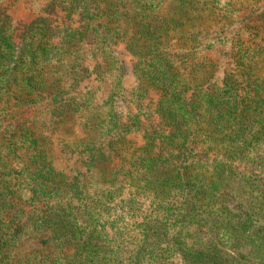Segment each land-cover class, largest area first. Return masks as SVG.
Returning a JSON list of instances; mask_svg holds the SVG:
<instances>
[{
    "label": "trees",
    "instance_id": "1",
    "mask_svg": "<svg viewBox=\"0 0 264 264\" xmlns=\"http://www.w3.org/2000/svg\"><path fill=\"white\" fill-rule=\"evenodd\" d=\"M47 1L34 52L0 0V264H264V32L227 52L212 1ZM110 40L123 113L77 92L119 83Z\"/></svg>",
    "mask_w": 264,
    "mask_h": 264
},
{
    "label": "rangeland",
    "instance_id": "2",
    "mask_svg": "<svg viewBox=\"0 0 264 264\" xmlns=\"http://www.w3.org/2000/svg\"><path fill=\"white\" fill-rule=\"evenodd\" d=\"M177 0H164L163 6L165 7V11L168 14L172 12L173 8L176 5ZM186 3L190 2H198L199 5L205 6L207 2L212 1L210 4L213 7L214 12L218 15V19L227 17L226 27L223 25L224 20H221L220 23L215 28L216 35H212L214 38H226V41H222L221 45H226L225 50L229 52L231 44L229 43L232 38L238 40L240 42V48H253L257 44V37L259 34L264 32V0H184ZM4 6L6 7V15L9 16L10 22L9 27L6 31L8 35L11 36L12 40L17 44L20 43L19 38H23L24 36H30L33 43L32 51L37 52L40 37L38 34H31L30 31H27L28 28L33 26V23L36 22V18L38 15L43 13V8L47 4V0H2ZM1 6V5H0ZM0 19H3V14H0ZM76 18L72 17V20H69L68 23L71 25H76ZM242 26V27H241ZM243 30L242 34L239 31ZM27 31V32H26ZM42 38V37H41ZM31 41V40H30ZM217 41V40H216ZM264 41V40H263ZM25 42H29L28 39ZM109 48L111 50L110 55L114 56V59L118 61V65L116 68L115 74H120L122 72H127L130 74V70L132 69V64L136 63L137 60L134 56H131L125 47L121 44L113 43V40H110ZM215 42V41H214ZM18 46V45H17ZM108 46V45H106ZM264 48V44H263ZM16 51L14 52V54ZM30 55V54H29ZM35 55V53H34ZM33 55V56H34ZM28 56V55H27ZM107 59L108 61L114 60ZM13 61V60H12ZM98 59H91L90 64H94ZM107 61V62H108ZM99 62V61H98ZM105 62V61H102ZM27 63V60H25ZM23 67L20 68L21 72ZM132 79L130 76L121 75L119 83L116 81L111 86V89L107 86H101L100 82H97L96 77L91 71H88L87 74L84 75V79L80 82L77 88V92H94V96H96V100H102L111 92L117 90L119 84L121 86L127 84H131ZM29 87L21 82V86L18 89L19 91H23V93H27L29 91ZM17 87H13L10 90L16 91ZM107 102L113 101L112 110L115 112L123 113L125 111V107L122 102H120L117 97L108 96ZM109 108V107H108ZM110 109V108H109ZM7 122H2L0 127L4 126ZM39 248V244L36 240H28L26 241L21 250L23 252L26 251H35Z\"/></svg>",
    "mask_w": 264,
    "mask_h": 264
}]
</instances>
